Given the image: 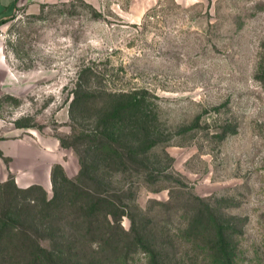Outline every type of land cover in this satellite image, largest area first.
Returning a JSON list of instances; mask_svg holds the SVG:
<instances>
[{
	"label": "rangeland",
	"instance_id": "rangeland-1",
	"mask_svg": "<svg viewBox=\"0 0 264 264\" xmlns=\"http://www.w3.org/2000/svg\"><path fill=\"white\" fill-rule=\"evenodd\" d=\"M0 34V143L35 138L75 178L79 157L63 144L73 128L139 100L156 132L148 169L113 165L99 179L125 211L123 228L159 223L191 191L235 232L238 264H264V0H35ZM56 164L31 178L46 179L37 185L49 197ZM11 176L29 187L0 168V183ZM172 215L186 226L184 211Z\"/></svg>",
	"mask_w": 264,
	"mask_h": 264
},
{
	"label": "trees",
	"instance_id": "trees-1",
	"mask_svg": "<svg viewBox=\"0 0 264 264\" xmlns=\"http://www.w3.org/2000/svg\"><path fill=\"white\" fill-rule=\"evenodd\" d=\"M81 92L72 101V119ZM104 113L93 128L74 127L72 143L63 141L76 150L81 169L70 178L61 164L54 165L53 196L41 185L19 187L13 176L0 183V264H238L235 232L218 223L208 212L209 202L191 191L190 204L166 211L159 223L134 220L130 230L123 228L125 211L99 179L113 165L148 169L147 152L156 145V132L139 100L111 105ZM84 142L82 149L79 143ZM33 191L39 194L28 196ZM170 193L168 206L177 202L173 189ZM176 211L188 215L186 226L171 225Z\"/></svg>",
	"mask_w": 264,
	"mask_h": 264
},
{
	"label": "crops",
	"instance_id": "crops-1",
	"mask_svg": "<svg viewBox=\"0 0 264 264\" xmlns=\"http://www.w3.org/2000/svg\"><path fill=\"white\" fill-rule=\"evenodd\" d=\"M34 1L35 0H0V25L6 19L13 17L20 9L32 5ZM2 90H4V50L2 40L0 39V92H2ZM61 158L64 162L65 158L63 156H61ZM63 162L50 151L49 145L41 147L40 141H37L35 138H18L15 141H8L7 137L4 135V140L0 143L1 170L6 169L8 173L16 177L17 182L25 180L27 183L25 186L43 184L46 179H42V181H32L31 178L38 177L41 175L42 171L46 174L51 164L60 163L66 168L65 162Z\"/></svg>",
	"mask_w": 264,
	"mask_h": 264
},
{
	"label": "built area",
	"instance_id": "built-area-1",
	"mask_svg": "<svg viewBox=\"0 0 264 264\" xmlns=\"http://www.w3.org/2000/svg\"><path fill=\"white\" fill-rule=\"evenodd\" d=\"M1 35V34H0Z\"/></svg>",
	"mask_w": 264,
	"mask_h": 264
}]
</instances>
